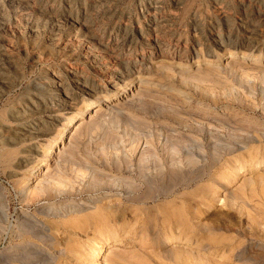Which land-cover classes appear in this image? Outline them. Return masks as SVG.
I'll return each instance as SVG.
<instances>
[{
	"label": "rangeland",
	"instance_id": "1",
	"mask_svg": "<svg viewBox=\"0 0 264 264\" xmlns=\"http://www.w3.org/2000/svg\"><path fill=\"white\" fill-rule=\"evenodd\" d=\"M0 264H264V0H0Z\"/></svg>",
	"mask_w": 264,
	"mask_h": 264
},
{
	"label": "bare ground",
	"instance_id": "2",
	"mask_svg": "<svg viewBox=\"0 0 264 264\" xmlns=\"http://www.w3.org/2000/svg\"><path fill=\"white\" fill-rule=\"evenodd\" d=\"M156 200V199H155ZM97 251V250H96ZM95 258V257H94Z\"/></svg>",
	"mask_w": 264,
	"mask_h": 264
}]
</instances>
